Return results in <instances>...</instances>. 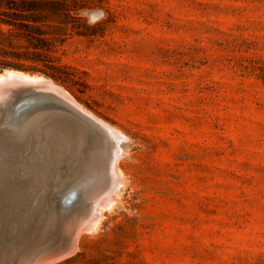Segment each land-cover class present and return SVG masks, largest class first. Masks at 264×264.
Wrapping results in <instances>:
<instances>
[{"label": "rangeland", "instance_id": "374dc122", "mask_svg": "<svg viewBox=\"0 0 264 264\" xmlns=\"http://www.w3.org/2000/svg\"><path fill=\"white\" fill-rule=\"evenodd\" d=\"M82 3L46 75L127 133L129 183L55 264H264V0ZM37 42L0 22V62Z\"/></svg>", "mask_w": 264, "mask_h": 264}, {"label": "bare ground", "instance_id": "6f19581e", "mask_svg": "<svg viewBox=\"0 0 264 264\" xmlns=\"http://www.w3.org/2000/svg\"><path fill=\"white\" fill-rule=\"evenodd\" d=\"M64 132L76 138L68 162L47 166L39 143L43 137L68 143ZM123 132L46 74L0 73V264H55L99 229L129 183Z\"/></svg>", "mask_w": 264, "mask_h": 264}, {"label": "trees", "instance_id": "16d2710c", "mask_svg": "<svg viewBox=\"0 0 264 264\" xmlns=\"http://www.w3.org/2000/svg\"><path fill=\"white\" fill-rule=\"evenodd\" d=\"M83 0H0V22H5L17 29L30 31L37 43H33L26 53L18 55L37 64L11 61L10 57H17L16 52L5 51L3 54L7 60L1 61L3 68L23 69L30 72L50 74L48 59H44L40 52L46 49L49 40H66L75 31L78 35H92L93 32H85L79 29L82 26H72L70 22L80 19L78 11L84 8ZM51 21H58L53 24Z\"/></svg>", "mask_w": 264, "mask_h": 264}, {"label": "water", "instance_id": "95a60500", "mask_svg": "<svg viewBox=\"0 0 264 264\" xmlns=\"http://www.w3.org/2000/svg\"><path fill=\"white\" fill-rule=\"evenodd\" d=\"M16 68H3L0 73H7V72H11V71H15ZM19 70H23V69H19ZM26 71V70H24ZM10 76H8L7 78H9ZM40 77L37 76V78H35V76H33V81H31L33 84H38L37 79H39ZM46 79V78H44ZM9 84L13 83V80L11 78L7 79V81ZM47 84H49L50 86H52L53 88L57 89L60 93L64 94V91H62V89H60V87L56 84L53 85V82L50 83V81L47 79ZM84 112L86 110H83ZM87 113V112H86ZM95 121H100L98 117H94ZM105 127L109 128V126L107 124H103ZM64 135H67L68 137V143L64 141V144L61 143H57L56 140H48L47 138L43 137L41 142L39 143V153H40V158L41 160H43V162L47 165L50 166L52 168H57V169H63L65 167L66 162H68V152L70 151L69 149V143L72 139H76L74 136H72V134L70 133H66L64 132ZM78 147L84 148V144L83 142L80 140L79 141V145ZM70 153V152H69ZM17 236V235H16ZM14 236V237H16ZM13 237V238H14ZM11 244V242H9ZM8 243V245H9ZM71 255H68L65 258L70 257Z\"/></svg>", "mask_w": 264, "mask_h": 264}, {"label": "clouds", "instance_id": "9594fccd", "mask_svg": "<svg viewBox=\"0 0 264 264\" xmlns=\"http://www.w3.org/2000/svg\"><path fill=\"white\" fill-rule=\"evenodd\" d=\"M85 15L87 18V23L90 26H95L105 18L106 13L103 11V9H94L86 12Z\"/></svg>", "mask_w": 264, "mask_h": 264}]
</instances>
